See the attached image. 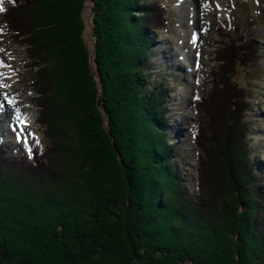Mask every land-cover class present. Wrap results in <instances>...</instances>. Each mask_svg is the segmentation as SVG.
Segmentation results:
<instances>
[{
	"label": "trees",
	"instance_id": "1",
	"mask_svg": "<svg viewBox=\"0 0 264 264\" xmlns=\"http://www.w3.org/2000/svg\"><path fill=\"white\" fill-rule=\"evenodd\" d=\"M11 1L4 18L15 39L27 30L49 144L32 158L0 144V264H264V171L249 139L252 101L235 81L240 66L263 62L259 38L217 51L225 97L217 83L198 106L223 128L208 160L222 158L220 175L202 158L197 195L177 170L171 89L154 70L166 3L91 0L88 27L87 0Z\"/></svg>",
	"mask_w": 264,
	"mask_h": 264
},
{
	"label": "rangeland",
	"instance_id": "2",
	"mask_svg": "<svg viewBox=\"0 0 264 264\" xmlns=\"http://www.w3.org/2000/svg\"><path fill=\"white\" fill-rule=\"evenodd\" d=\"M158 1L166 3L170 23L158 37L153 35L157 54L155 61L159 63L154 70L164 75L171 89L168 128L170 139L180 147L176 158L177 170L184 176L189 191L198 195L202 158L207 175L214 173L215 178H219L218 164L222 158L218 157L215 163L208 160L211 144L216 147L222 142L223 134V128L215 129L208 108H199V101L209 98L217 83L218 98L225 97L226 89L221 77L215 82L214 76L222 73L217 51L223 42L256 36L264 47V0ZM11 5H14L11 0H3L0 8V96L5 100L2 105L0 101V144L13 155L32 158L36 153L45 152L49 142L45 127L39 123L40 107L34 87L38 69L32 66L30 45L24 43L27 30L22 34L25 37L15 39L4 18L5 10ZM84 17L90 27L89 21L93 17L91 0L86 2ZM89 31L88 28L85 35L91 45ZM235 81L247 89L252 101L247 117L252 125L249 139L256 166L264 171V59L262 63L245 68L240 66ZM201 128L206 136L199 142L197 136ZM214 164L218 172L215 167L212 170ZM65 169L70 170L69 164ZM208 191L209 207H215L221 200L212 188Z\"/></svg>",
	"mask_w": 264,
	"mask_h": 264
},
{
	"label": "snow or ice",
	"instance_id": "3",
	"mask_svg": "<svg viewBox=\"0 0 264 264\" xmlns=\"http://www.w3.org/2000/svg\"><path fill=\"white\" fill-rule=\"evenodd\" d=\"M2 6H3V0H0V8H2ZM0 63H2V62H0Z\"/></svg>",
	"mask_w": 264,
	"mask_h": 264
},
{
	"label": "bare ground",
	"instance_id": "4",
	"mask_svg": "<svg viewBox=\"0 0 264 264\" xmlns=\"http://www.w3.org/2000/svg\"><path fill=\"white\" fill-rule=\"evenodd\" d=\"M1 100H2V96H0V101H1ZM4 102H5V100H4V101L2 100L1 105L4 104ZM0 111H1V110H0ZM0 113H1V112H0Z\"/></svg>",
	"mask_w": 264,
	"mask_h": 264
},
{
	"label": "water",
	"instance_id": "5",
	"mask_svg": "<svg viewBox=\"0 0 264 264\" xmlns=\"http://www.w3.org/2000/svg\"><path fill=\"white\" fill-rule=\"evenodd\" d=\"M101 104V102H99Z\"/></svg>",
	"mask_w": 264,
	"mask_h": 264
}]
</instances>
